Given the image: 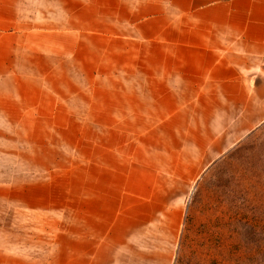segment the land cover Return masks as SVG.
Here are the masks:
<instances>
[{"label": "crops", "instance_id": "crops-1", "mask_svg": "<svg viewBox=\"0 0 264 264\" xmlns=\"http://www.w3.org/2000/svg\"><path fill=\"white\" fill-rule=\"evenodd\" d=\"M92 51L111 58L109 84L97 89L91 77L102 64L92 69ZM263 52L264 0H0V128L38 130L42 115L75 113L68 103L77 93L88 99L82 113L97 95L117 130L146 122L152 131L244 135L264 122ZM214 121L223 125H202ZM125 174L68 176L65 203L48 204L66 217L47 264L131 262L137 180L124 188Z\"/></svg>", "mask_w": 264, "mask_h": 264}, {"label": "rangeland", "instance_id": "rangeland-1", "mask_svg": "<svg viewBox=\"0 0 264 264\" xmlns=\"http://www.w3.org/2000/svg\"><path fill=\"white\" fill-rule=\"evenodd\" d=\"M98 54L91 56L92 69L102 64L91 77L96 89L100 80L109 84L112 70L111 58ZM87 100L76 93L68 103L75 113L42 115L38 130L0 128V264L48 263L66 217L49 205L65 203L73 173H126L124 188L137 180L130 201L138 250L121 264H264V122L240 136L234 129L152 131L146 122L117 130L114 111H100L97 95L82 113ZM209 124L223 125L202 123ZM22 185L27 203L19 200Z\"/></svg>", "mask_w": 264, "mask_h": 264}, {"label": "built area", "instance_id": "built-area-1", "mask_svg": "<svg viewBox=\"0 0 264 264\" xmlns=\"http://www.w3.org/2000/svg\"><path fill=\"white\" fill-rule=\"evenodd\" d=\"M262 68H263V71H264V52H263V56H262Z\"/></svg>", "mask_w": 264, "mask_h": 264}]
</instances>
